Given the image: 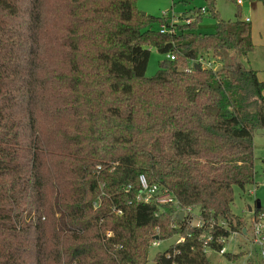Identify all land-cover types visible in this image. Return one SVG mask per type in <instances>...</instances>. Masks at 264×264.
<instances>
[{
	"label": "trees",
	"instance_id": "16d2710c",
	"mask_svg": "<svg viewBox=\"0 0 264 264\" xmlns=\"http://www.w3.org/2000/svg\"><path fill=\"white\" fill-rule=\"evenodd\" d=\"M205 1L212 34L197 31L206 7L183 21L137 0H0V264H150L173 236L152 264H211L206 246L241 229L264 81L237 59L250 21ZM151 47L168 57L149 77ZM142 175L177 203L137 200Z\"/></svg>",
	"mask_w": 264,
	"mask_h": 264
},
{
	"label": "rangeland",
	"instance_id": "374dc122",
	"mask_svg": "<svg viewBox=\"0 0 264 264\" xmlns=\"http://www.w3.org/2000/svg\"><path fill=\"white\" fill-rule=\"evenodd\" d=\"M216 0L215 8L219 16L227 21H234L238 18L246 20L250 19L252 25V37L255 48L252 52L239 54L238 62L245 67L254 68L258 72L260 80L264 81V2L262 0ZM137 10L144 12L147 16L162 17V14L168 13L169 16H178V18L188 20L184 13L194 8L206 7L201 24L197 31L206 34L215 32L216 18L211 14L210 6L205 0H137ZM190 20L195 18L193 12L189 13ZM48 14V13H47ZM175 17L174 20L178 19ZM149 28L160 30V22L154 21ZM151 56L146 71L147 76H153L159 69L160 61L168 56L160 53L156 47H151ZM52 51L46 52L45 58L51 57ZM230 52L226 54L227 59L232 56ZM229 56V57H228ZM202 64L210 65L209 61H214L212 56L204 53L202 56ZM218 67V65H217ZM215 67V68H217ZM254 156H255V180L256 182L249 185L243 192L239 187H235V201L232 205V211L235 216H239L242 221L241 229L231 234L225 242V248L228 253L237 254L235 261H230L225 255L219 254L217 251H206L211 264H248L249 261L255 264H264V244L255 242L254 227V208L256 205L264 207V129H259L254 134ZM249 208H252L250 210ZM197 221V219H195ZM246 229V231H244ZM264 232V224L262 225ZM179 236H173L166 240H160L159 245L150 247V264L156 254L166 250L172 243L178 241Z\"/></svg>",
	"mask_w": 264,
	"mask_h": 264
},
{
	"label": "built area",
	"instance_id": "2783aa9c",
	"mask_svg": "<svg viewBox=\"0 0 264 264\" xmlns=\"http://www.w3.org/2000/svg\"><path fill=\"white\" fill-rule=\"evenodd\" d=\"M238 3L241 4L242 1L238 0ZM205 10V9H204ZM247 21H250L249 18L246 19ZM165 27H162V31H165ZM171 58L174 59L175 57L173 55H171ZM203 61L202 58H200L199 60H196V62H200ZM100 167V166H99ZM140 181L142 184L143 189L141 190V192L139 193V195L137 196V200L139 201H149L151 199L155 200L158 203H177L176 200L173 199L172 194L170 192H168L166 189L162 188L160 185L158 184H153V185H149L147 182V179L142 175L140 177ZM182 211L184 212V215H188L189 213L193 212V208L189 207L187 209H182ZM121 212V210L119 211ZM264 224V217L260 216L259 219H255V231H254V236H255V242H257L258 244L263 245L264 244V232L262 230V225ZM201 223L198 222L197 226H200ZM159 238H156L152 243L151 246L155 247L159 245ZM215 251L212 248H208V246H206V251ZM219 254L223 255L226 252V248L224 247L221 251H217ZM263 255H264V251H263ZM227 264V263H225Z\"/></svg>",
	"mask_w": 264,
	"mask_h": 264
},
{
	"label": "water",
	"instance_id": "95a60500",
	"mask_svg": "<svg viewBox=\"0 0 264 264\" xmlns=\"http://www.w3.org/2000/svg\"><path fill=\"white\" fill-rule=\"evenodd\" d=\"M143 13H144V12H143ZM144 14H145V13H144ZM195 68H199V69H201L202 66H201L200 63H196V64H195ZM220 69H222V66H218L215 70H216V72H218ZM249 209L252 210L251 208H249ZM183 216H184V212L182 211V212H180L179 218H183ZM244 231H246V229H244Z\"/></svg>",
	"mask_w": 264,
	"mask_h": 264
},
{
	"label": "crops",
	"instance_id": "0c3cea01",
	"mask_svg": "<svg viewBox=\"0 0 264 264\" xmlns=\"http://www.w3.org/2000/svg\"><path fill=\"white\" fill-rule=\"evenodd\" d=\"M247 19V18H246ZM252 209V208H251Z\"/></svg>",
	"mask_w": 264,
	"mask_h": 264
}]
</instances>
